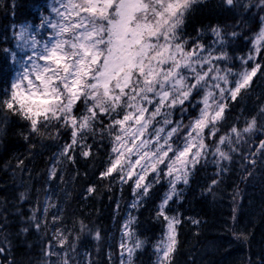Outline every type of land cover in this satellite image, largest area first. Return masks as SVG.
Here are the masks:
<instances>
[{"label": "snow or ice", "instance_id": "obj_1", "mask_svg": "<svg viewBox=\"0 0 264 264\" xmlns=\"http://www.w3.org/2000/svg\"><path fill=\"white\" fill-rule=\"evenodd\" d=\"M0 15V153L10 134L26 148L5 165L25 190L0 203V264H185L194 184L228 201L219 247L264 264V0H0ZM116 186L118 239L77 204Z\"/></svg>", "mask_w": 264, "mask_h": 264}, {"label": "bare ground", "instance_id": "obj_2", "mask_svg": "<svg viewBox=\"0 0 264 264\" xmlns=\"http://www.w3.org/2000/svg\"><path fill=\"white\" fill-rule=\"evenodd\" d=\"M21 146L16 148V151L24 150L25 147L23 145V141H21ZM25 151V150H24ZM2 162V161H1ZM0 166H2L0 164ZM0 175L2 180V185L0 189V203L3 202L4 198H9V202H11V197L14 194H18L20 191H24L25 188L21 186L20 174L19 173H8L3 169H0ZM39 176L34 175V179L32 181L28 180V177L24 175V183L27 185L35 184L36 187H40L37 185V180ZM75 185H82L85 186V181L81 180L79 184ZM241 188H244V185H241ZM73 195L80 190L73 188ZM102 190V189H101ZM257 194V193H256ZM104 195L100 194V196L95 201H86L83 204H79L78 206L85 210L87 213L91 214L92 220L102 223L103 226L109 222L110 218V209L109 203H107L104 199ZM226 201V200H225ZM260 201V194L258 197L254 198L255 204L258 206ZM76 206V205H74ZM30 207L27 203L23 205V209L27 211ZM180 209V211H182ZM229 211L227 207L222 212H206L199 216L197 219L202 221V227L196 228L192 226L191 229H187L190 232L186 234L185 239L183 241V249L181 251V260L185 262V264H239V261L243 258L246 260L247 256L249 255L247 246L240 247L236 244L231 245L230 247L220 248V240L218 239L221 236V233L218 231L216 225L218 224L219 220L221 219V215H226ZM186 216L187 213L185 212ZM186 230V231H187ZM199 232L201 234L200 238L196 237V233ZM185 233H182V236ZM195 244V251L193 250ZM204 241L206 244L200 245V243ZM261 245V233L259 227L255 232V239L253 242V252H258ZM38 251V250H37ZM142 261L139 264H148L149 257L143 256Z\"/></svg>", "mask_w": 264, "mask_h": 264}, {"label": "trees", "instance_id": "obj_3", "mask_svg": "<svg viewBox=\"0 0 264 264\" xmlns=\"http://www.w3.org/2000/svg\"><path fill=\"white\" fill-rule=\"evenodd\" d=\"M214 19V18H213ZM3 16L0 15V23H3ZM8 142L12 145V151L7 155V156H3L2 153H0V164L2 166H0V169L5 170L8 173H14V170L12 169H8L6 168V162L8 160L12 159L13 155H19L21 153H25L26 152V148L24 150H18L16 151V148L22 147L21 146V141L18 137H16L15 135H9V137L7 138ZM25 147V146H24ZM23 149V147H22ZM47 156H45L43 159L41 158H37L35 159L31 164L28 165V167L30 169H35L33 175L39 176V174H42L44 169H45V165L47 163ZM2 161V162H1ZM13 163H15V161H13ZM212 167L209 166L205 171H202L200 173V179L198 180V183L200 185H202L204 183V179L207 178V176L212 174ZM81 173H83V168H81ZM24 175H26V177H28L27 173H25ZM2 180H1V175H0V189H1V185H2ZM37 185H40L39 183ZM84 186L82 185H72V188H75L77 190H80L81 188H83ZM193 190L186 193V201L184 202L183 205V210L181 212H186L187 215H191V216H199L203 213L206 212H222L224 211L227 207H228V201H224V203H220L219 201L222 199L221 194H218L216 197V200L214 201L211 195H208L207 198H205L204 196L201 195V191H200V187H198L196 184H194L192 186ZM245 189V186L244 188ZM161 190V194H162ZM228 192H231V189H228ZM246 193L247 196L252 198L254 200V198L258 197V195L260 194L259 188L257 187L256 189H253L251 187H248L246 189ZM257 193V194H256ZM101 194L104 195V200L109 203V209H110V218H109V222L105 225V227L103 226L102 223L96 222L94 220V222L96 223V225L98 227H100L102 230H104L105 232H107L109 234V236H115L117 239L119 237V233L116 231V227L114 224V219L117 217V213H116V202L120 203L121 206V211L119 213V216H123L124 215V211L126 209L127 203H129L131 201V192L128 188H124L123 192H121L119 190V187L116 186L115 190L113 192H109L107 189H102L101 190ZM43 198V196L41 195V199ZM181 208V209H182ZM148 212L144 211L143 215L140 216V219L142 221H146L148 218ZM193 225L188 224L184 227V230L182 233H185L183 236L181 235V240L184 241L185 236L187 233H189L191 227ZM189 229V230H187ZM187 230V231H186ZM155 234L158 236L159 232L156 231ZM149 236H152L153 233L149 232L148 233ZM201 234H199L198 236L196 235L197 238H200ZM195 240H194V246H193V250L195 251ZM206 244V242L202 241L200 243V245H204ZM183 249V248H182ZM181 249V251H182ZM143 256H148V255H143ZM141 256L139 258V260H137V264H139L142 261V258H145ZM149 257V256H148Z\"/></svg>", "mask_w": 264, "mask_h": 264}]
</instances>
